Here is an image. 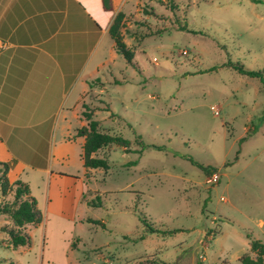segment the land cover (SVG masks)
Wrapping results in <instances>:
<instances>
[{
	"label": "rangeland",
	"instance_id": "1",
	"mask_svg": "<svg viewBox=\"0 0 264 264\" xmlns=\"http://www.w3.org/2000/svg\"><path fill=\"white\" fill-rule=\"evenodd\" d=\"M122 11L133 65L116 52L88 105L100 128L133 150L137 136L164 150L103 149L97 156L112 168L80 183L23 169L18 181L45 222L27 226L32 242L16 250L0 231V264H239L250 239L264 243V86L223 67L264 71V0H126ZM6 137L20 163L50 165V144ZM12 202L0 181V206ZM11 225L0 214V227Z\"/></svg>",
	"mask_w": 264,
	"mask_h": 264
},
{
	"label": "crops",
	"instance_id": "2",
	"mask_svg": "<svg viewBox=\"0 0 264 264\" xmlns=\"http://www.w3.org/2000/svg\"><path fill=\"white\" fill-rule=\"evenodd\" d=\"M125 1L113 0L106 11L102 0H0V161L10 165L11 183L27 167L51 181L87 180L86 140L77 132L87 125L81 114L89 95L102 92L90 83L117 55L109 30ZM22 135L51 145L50 165L19 162L6 136ZM31 151L39 159V148Z\"/></svg>",
	"mask_w": 264,
	"mask_h": 264
},
{
	"label": "trees",
	"instance_id": "3",
	"mask_svg": "<svg viewBox=\"0 0 264 264\" xmlns=\"http://www.w3.org/2000/svg\"><path fill=\"white\" fill-rule=\"evenodd\" d=\"M155 1V0H146ZM104 9L106 11L114 10L113 0H102ZM125 19V13L119 12L110 27L109 34L112 38L116 52L121 55L129 65H133L135 59V53L127 46L122 34L123 22ZM188 30L186 27L182 29ZM222 67V66H221ZM223 67H227L235 70L241 76L258 79L264 86V71L262 70H249L241 62L228 61ZM220 68V67H219ZM217 67H213L210 70H206L203 73H209L217 71ZM99 82V79L90 83L92 87L94 83ZM109 111V110H108ZM82 118L87 122V125L78 130L77 136L84 137L86 142L84 145V167L86 169L109 171L112 168V164L106 158H99L97 154L106 148L116 146L124 148L127 153L142 154L146 149L154 147L158 151H163L164 148L147 145L144 143L141 136H137L136 140L139 149L133 150L131 148V141L124 138L121 135H113L104 132L100 128V122L94 119L93 110L89 105L84 104V111L81 114ZM245 139V138H244ZM243 139V140H244ZM189 160L194 166L201 168L205 173L211 175L215 174L217 170L213 167H204L194 161L190 156H183ZM138 161L129 162V166H136ZM0 167L3 171V175L0 177L1 191L3 196H7L10 192H13V202L11 204H3L0 206V214L7 217L12 225L0 227V231L7 237V242L13 249H19L31 244L32 238L29 234L24 232V229L29 226H39L45 222V215L38 207V202L30 196V187L23 182L11 183L8 174L10 172V165L0 161ZM94 203V202H93ZM92 203V204H93ZM91 204V202L89 203ZM143 216H140V221L145 223ZM94 224H100L99 221L89 220ZM152 234L159 233L158 229H150ZM176 231L165 232L164 234H173ZM143 235L141 240L145 239ZM248 238H250L248 236ZM249 251L244 253L239 258V264H264V243L258 239H250ZM9 264H15L13 262Z\"/></svg>",
	"mask_w": 264,
	"mask_h": 264
},
{
	"label": "built area",
	"instance_id": "4",
	"mask_svg": "<svg viewBox=\"0 0 264 264\" xmlns=\"http://www.w3.org/2000/svg\"><path fill=\"white\" fill-rule=\"evenodd\" d=\"M217 179H218L217 175L212 176V181H217Z\"/></svg>",
	"mask_w": 264,
	"mask_h": 264
}]
</instances>
